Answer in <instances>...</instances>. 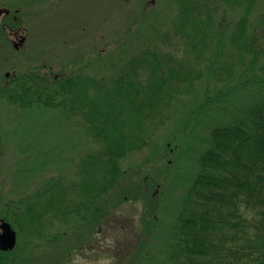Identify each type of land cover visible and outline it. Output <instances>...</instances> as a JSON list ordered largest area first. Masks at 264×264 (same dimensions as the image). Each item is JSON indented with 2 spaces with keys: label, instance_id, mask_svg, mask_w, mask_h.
<instances>
[{
  "label": "trees",
  "instance_id": "16d2710c",
  "mask_svg": "<svg viewBox=\"0 0 264 264\" xmlns=\"http://www.w3.org/2000/svg\"><path fill=\"white\" fill-rule=\"evenodd\" d=\"M169 1L174 4L167 7V20L143 24L133 34L129 30L111 39L113 48L104 55L97 52V68H87L96 58L86 54L72 65L73 60L63 59L65 66L80 68L81 64L85 68L51 78L25 75L18 82H9L3 99L24 109L51 108L79 128L86 147L96 143L80 159L77 170L81 185L87 182L85 177L92 176L91 189L101 203L96 202V208L86 201L51 208L64 218L91 208L93 221L99 224L110 220L131 199L126 194L114 208L104 205L105 193L121 177L137 179L124 161L150 147L178 108L177 102L184 97L194 99L201 83L198 93L205 99L198 102L206 104L210 96L216 100L237 74L242 84L249 85V102L233 110L230 121L207 122L208 115L201 125L204 134L196 139L182 129L168 134L164 148L170 152L205 147L175 216L174 241L165 264H264V0ZM219 12L224 14L225 24L214 20ZM252 18L256 29L246 26ZM5 53L0 61L11 57L8 50ZM189 108V122L194 127L203 112L198 104ZM211 115L223 119V114ZM53 152L51 148V159L56 156ZM145 157L141 161L150 159V155ZM126 174H130L128 179ZM151 181L148 177L146 182ZM56 188L57 181L43 190L46 200L56 193L62 196L61 188ZM136 189L135 185L134 199L140 198ZM32 195L6 200L14 207L13 222L21 232L34 231L47 203L37 196L33 202ZM81 216L86 220L87 213Z\"/></svg>",
  "mask_w": 264,
  "mask_h": 264
},
{
  "label": "rangeland",
  "instance_id": "374dc122",
  "mask_svg": "<svg viewBox=\"0 0 264 264\" xmlns=\"http://www.w3.org/2000/svg\"><path fill=\"white\" fill-rule=\"evenodd\" d=\"M173 4L169 0H0V55L3 57L7 50L11 54L7 60L0 61V199L3 197L4 202L33 194V202L36 196L39 201L45 199L44 204L47 202L42 212L39 210L34 231L26 229L18 233L26 264L166 263L174 241L175 216L197 169L198 155L205 147L170 152L164 148L168 134L182 129L186 136L196 139L198 134H204L201 125L205 121H230L233 110L249 102V85L242 84L236 74L235 81L223 88V95L216 100L209 95L210 102H198L205 99L199 94L201 83L196 99L184 97L177 102L178 108L172 111L165 128L158 131L154 144L151 143L144 153L129 155L123 163L132 167L138 183L135 184L130 174H126V179L130 176L127 181L121 177L120 182L110 187L114 189L105 193L104 205L112 209L126 194L131 199L119 206L110 220L99 224L94 223L91 208L79 209V213H71L66 218L62 213H55L53 208L58 204L60 207L79 206L85 201L96 208V202L101 203V198L96 200L95 191L91 189L92 176L85 177L87 182L81 185L77 170L80 159L95 148L96 143L90 142L86 147V139L79 128L70 125L67 117L62 118L51 108L24 109L8 102L3 99V89L25 75L51 78L53 74L85 68L81 64L80 68H71V65L84 54L93 58L97 57V52L106 54L114 46L109 41L122 32L131 30L133 34L143 24L167 20V7ZM258 12L259 8L253 17ZM218 15L214 20L225 24L224 14L219 12ZM226 16L228 18L229 14ZM138 20L141 21L137 23ZM254 20L248 19L246 26L252 28ZM14 33L24 34L23 45L18 48L12 42ZM68 58L73 62L65 66L63 59ZM87 68H97V58ZM192 104H198L203 112L198 115L201 121L194 127L187 112ZM211 114H223V119ZM208 115L210 117L203 122ZM208 128L207 124L206 132ZM51 148L56 155L54 159H51ZM162 154L164 158L160 159ZM145 155H150V159L141 161ZM155 156L158 159H154ZM148 177L152 179L150 183L146 182ZM55 181L63 194L59 197L56 193L46 200L43 190ZM147 184L150 185L148 193ZM135 185L138 199H134L132 192ZM85 213L86 220L81 216Z\"/></svg>",
  "mask_w": 264,
  "mask_h": 264
},
{
  "label": "flooded vegetation",
  "instance_id": "af4514ba",
  "mask_svg": "<svg viewBox=\"0 0 264 264\" xmlns=\"http://www.w3.org/2000/svg\"><path fill=\"white\" fill-rule=\"evenodd\" d=\"M1 13V10H0ZM14 39H12V42L16 48L20 47L23 45L24 40L22 43H19L18 40L24 34H12ZM3 197L0 199V236L3 234L7 235L9 231H5L6 229V223L10 226V228L15 232V244L12 248H2L0 247V263L1 264H26L23 262L24 255H25V250L23 248V245L21 246L18 243V233L19 229L13 222V214L15 212L13 205L9 204L6 201H2ZM21 232V231H20Z\"/></svg>",
  "mask_w": 264,
  "mask_h": 264
},
{
  "label": "water",
  "instance_id": "95a60500",
  "mask_svg": "<svg viewBox=\"0 0 264 264\" xmlns=\"http://www.w3.org/2000/svg\"><path fill=\"white\" fill-rule=\"evenodd\" d=\"M24 40V37L22 36L19 38V43H21ZM5 231H9L7 235L3 234L0 236V247L2 248H12L15 244V232L10 228V226L6 223V229Z\"/></svg>",
  "mask_w": 264,
  "mask_h": 264
}]
</instances>
